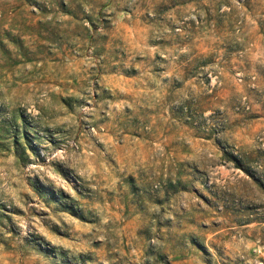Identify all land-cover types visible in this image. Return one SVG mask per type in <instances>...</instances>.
<instances>
[{
  "label": "rangeland",
  "instance_id": "374dc122",
  "mask_svg": "<svg viewBox=\"0 0 264 264\" xmlns=\"http://www.w3.org/2000/svg\"><path fill=\"white\" fill-rule=\"evenodd\" d=\"M0 264H264V0H0Z\"/></svg>",
  "mask_w": 264,
  "mask_h": 264
}]
</instances>
